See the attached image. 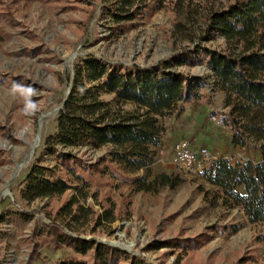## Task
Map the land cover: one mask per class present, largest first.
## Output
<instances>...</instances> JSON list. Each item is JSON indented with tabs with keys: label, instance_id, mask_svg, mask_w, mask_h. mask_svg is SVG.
I'll return each mask as SVG.
<instances>
[{
	"label": "rangeland",
	"instance_id": "rangeland-1",
	"mask_svg": "<svg viewBox=\"0 0 264 264\" xmlns=\"http://www.w3.org/2000/svg\"><path fill=\"white\" fill-rule=\"evenodd\" d=\"M231 1L195 0L192 14L186 15L168 0L161 11L149 8L132 22L117 25L107 15L111 0H0V213L6 215L0 222V264H55L64 257L77 258L71 248H54L52 229L147 264H264V225L250 224L241 208L225 204L220 191L202 178L217 159H260L255 143L232 154L231 132L216 118L229 114L223 108L224 94L213 90L210 71L191 49V39L200 42L209 8ZM201 43L214 50L223 47L217 36ZM87 55L124 69L168 62L172 71L199 78L202 84L198 100L179 103L158 118L161 142L151 148L153 164L147 170L123 173L110 165L111 176L101 172L105 164L99 162L108 147L67 151L81 161L67 165L87 182L88 199L81 204L93 212L83 226H72L74 230L56 216L76 194L74 189L29 205L22 203L19 191L32 164L52 167L61 159L60 154L49 156L43 142L56 131L74 64ZM179 57L198 61L178 67L174 63ZM101 99L112 102L114 96ZM122 108L135 110L132 104ZM182 142L211 160L183 170L176 158ZM162 174L177 185L157 193L136 191L138 179L150 182ZM61 176L79 187L73 178ZM104 209H112L114 222L102 219ZM86 258L92 264L90 253Z\"/></svg>",
	"mask_w": 264,
	"mask_h": 264
},
{
	"label": "trees",
	"instance_id": "trees-1",
	"mask_svg": "<svg viewBox=\"0 0 264 264\" xmlns=\"http://www.w3.org/2000/svg\"><path fill=\"white\" fill-rule=\"evenodd\" d=\"M174 1L178 12L192 14L195 0ZM167 3L168 0H111L107 15L121 25L132 22L149 8L151 12L161 11ZM178 27L181 25L176 24ZM201 33L197 45L190 40L191 49L210 71L213 90L224 94L223 108L229 110L228 115L216 117L218 123L231 132L233 147L245 149L255 143L260 155L256 161L235 163L228 158L217 159L202 172V178L220 191L225 204L241 208L250 224L264 225V0H232L227 5L209 8ZM216 36L223 42L221 49L202 45L201 42L213 41ZM196 58L190 61L179 57L174 64L192 65L198 61ZM172 68L171 63L163 62L153 67L124 69L108 67L92 55L80 57L68 77L69 93L57 113L56 131L43 142L49 156L60 154L61 159L52 167L40 162L30 166L19 191L22 203L59 198L74 189L76 194L57 210L56 216L72 229L88 221L93 212L81 204L88 199L87 182L81 173L68 167L70 162L81 163L68 150L108 147L109 152L99 162L105 164L101 172L111 176L114 173L110 165L123 173L147 170L153 164L151 148L161 142L158 118L179 103L199 99L197 92L202 80ZM103 95H113L114 99L105 102L101 99ZM124 104H132L134 112L124 111ZM62 173L77 181L79 187L70 185ZM176 185L162 174L150 182L144 177L138 179L136 191L157 193L163 187ZM5 216L0 213V222ZM102 217L108 223L114 222L112 209H104ZM52 232L56 250L64 246L78 256L64 257L55 264H90L86 258L89 253L92 264H147L142 258L72 237L61 230Z\"/></svg>",
	"mask_w": 264,
	"mask_h": 264
},
{
	"label": "built area",
	"instance_id": "built-area-1",
	"mask_svg": "<svg viewBox=\"0 0 264 264\" xmlns=\"http://www.w3.org/2000/svg\"><path fill=\"white\" fill-rule=\"evenodd\" d=\"M176 158L178 164L185 171H190L194 166H202L211 160L205 153L200 158L199 152L194 150L188 142H182L177 146ZM44 224L50 225L49 221H44Z\"/></svg>",
	"mask_w": 264,
	"mask_h": 264
},
{
	"label": "crops",
	"instance_id": "crops-1",
	"mask_svg": "<svg viewBox=\"0 0 264 264\" xmlns=\"http://www.w3.org/2000/svg\"><path fill=\"white\" fill-rule=\"evenodd\" d=\"M239 150V148L232 146V154H236V152Z\"/></svg>",
	"mask_w": 264,
	"mask_h": 264
},
{
	"label": "bare ground",
	"instance_id": "bare-ground-1",
	"mask_svg": "<svg viewBox=\"0 0 264 264\" xmlns=\"http://www.w3.org/2000/svg\"><path fill=\"white\" fill-rule=\"evenodd\" d=\"M38 143H39V142H38ZM36 144H37V143H36ZM35 148H36V147H35ZM7 194H8V191L5 190V191L3 192V195H7ZM128 247H129V246H128Z\"/></svg>",
	"mask_w": 264,
	"mask_h": 264
},
{
	"label": "water",
	"instance_id": "water-1",
	"mask_svg": "<svg viewBox=\"0 0 264 264\" xmlns=\"http://www.w3.org/2000/svg\"><path fill=\"white\" fill-rule=\"evenodd\" d=\"M68 93H69V91L67 92V94H68ZM67 94H66V95H67ZM63 102H64V101H63ZM62 105H63V103H62ZM62 105L60 106V108H62Z\"/></svg>",
	"mask_w": 264,
	"mask_h": 264
}]
</instances>
